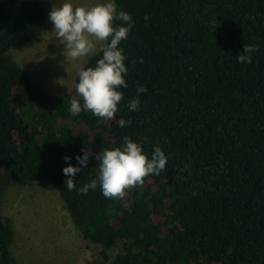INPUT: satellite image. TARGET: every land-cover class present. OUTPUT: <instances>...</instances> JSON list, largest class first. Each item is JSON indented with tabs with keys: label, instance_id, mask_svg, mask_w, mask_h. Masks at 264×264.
<instances>
[{
	"label": "trees",
	"instance_id": "obj_1",
	"mask_svg": "<svg viewBox=\"0 0 264 264\" xmlns=\"http://www.w3.org/2000/svg\"><path fill=\"white\" fill-rule=\"evenodd\" d=\"M116 2L135 21L120 44L129 87L104 121L69 113L77 74L50 93L12 54L42 36L44 0H0V264H18L3 196L36 179L52 182L82 238L101 247L102 261L84 264H264V0ZM245 44L258 45L251 64L236 59ZM119 118L131 125L119 128ZM125 136L149 157L159 146L165 169L114 200L65 188V156L75 166L91 155L75 176L80 188L98 174L95 153Z\"/></svg>",
	"mask_w": 264,
	"mask_h": 264
},
{
	"label": "clouds",
	"instance_id": "obj_2",
	"mask_svg": "<svg viewBox=\"0 0 264 264\" xmlns=\"http://www.w3.org/2000/svg\"><path fill=\"white\" fill-rule=\"evenodd\" d=\"M53 25L52 32L63 45L62 55L67 66L72 62L79 63L97 51L102 53L94 66L84 67L82 64L74 83V98L68 109L71 116H79L81 112H90L94 117L107 121L112 120L120 110V102L124 99L121 89L129 87L125 77L129 68L121 41L128 39L135 21L132 15L119 9L116 0H95L94 3L77 6L73 0H59L48 13ZM150 19L145 16V20ZM120 21L117 25L115 22ZM258 45L245 44L244 53L237 57L240 64H251L253 53ZM146 91L144 85L137 86L136 97L128 100L126 107L130 112L140 108L139 96ZM116 125L123 129L131 125V120L119 118ZM91 155L84 151L73 159L65 156L67 164L62 169L66 177L65 188L76 190L87 195L89 190L100 189L102 196L114 200L122 198L125 190L143 184L149 175H159L166 167L167 156L155 146L151 156L144 152L143 142L124 137L120 147L102 148L95 153L94 159L98 174L82 187L77 188L75 176L87 168Z\"/></svg>",
	"mask_w": 264,
	"mask_h": 264
},
{
	"label": "rangeland",
	"instance_id": "obj_3",
	"mask_svg": "<svg viewBox=\"0 0 264 264\" xmlns=\"http://www.w3.org/2000/svg\"><path fill=\"white\" fill-rule=\"evenodd\" d=\"M59 0H44L47 22L42 36L29 44L12 48L15 59L31 77L50 93L69 89L76 77L79 63L67 61L62 55L63 45L52 32L48 13ZM79 6L95 0H73ZM101 45H97V50ZM3 216L12 219L15 231L13 255L18 264H84L98 259L101 247L82 238L64 202L49 179L30 180L24 185L7 189L2 200ZM119 248L110 251L111 255Z\"/></svg>",
	"mask_w": 264,
	"mask_h": 264
}]
</instances>
